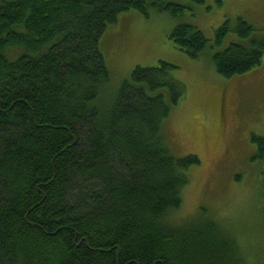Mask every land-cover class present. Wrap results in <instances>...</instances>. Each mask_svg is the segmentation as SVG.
<instances>
[{"label": "trees", "instance_id": "16d2710c", "mask_svg": "<svg viewBox=\"0 0 264 264\" xmlns=\"http://www.w3.org/2000/svg\"><path fill=\"white\" fill-rule=\"evenodd\" d=\"M186 1L0 0V264H264V237L245 230L264 222V137L253 134L250 157L260 200L252 193L230 222L207 207L188 215L184 192L203 161L192 149L180 156L165 133L187 97L178 67L137 66L103 97L108 27L129 10L182 20L206 0ZM214 32L210 45L182 21L169 39L194 60L220 48L213 60L226 79L262 66L264 34L243 17ZM231 34L240 40L222 49Z\"/></svg>", "mask_w": 264, "mask_h": 264}, {"label": "rangeland", "instance_id": "374dc122", "mask_svg": "<svg viewBox=\"0 0 264 264\" xmlns=\"http://www.w3.org/2000/svg\"><path fill=\"white\" fill-rule=\"evenodd\" d=\"M192 5L193 14L186 12L182 20L154 8L149 9V15L134 10L119 15L118 22L110 25L100 40L110 75L109 90L103 97L106 100L115 95L137 66H156L160 61L177 66L175 77L186 85L187 97L173 107L165 133L178 154L192 149L203 161L199 170H191V184L183 196L185 213L192 215L207 207L215 217L230 222L247 205L255 204L252 193L260 200L261 170L250 157L257 149L253 134L264 137V59L261 67L230 80L215 69L213 54L220 48L210 46L194 60L176 49L169 36L183 21L201 29L212 45L214 31L225 20L235 22L238 17L254 25L255 35H262L264 0H206ZM235 39L240 40L229 35L222 49ZM254 209L259 210V206ZM226 228L224 232L234 238L242 234L234 225L226 224ZM245 230L259 242L264 237V222L258 220ZM237 238L243 240L242 236Z\"/></svg>", "mask_w": 264, "mask_h": 264}]
</instances>
